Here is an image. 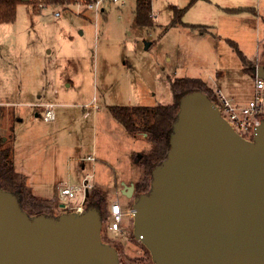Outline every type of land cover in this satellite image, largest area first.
Returning a JSON list of instances; mask_svg holds the SVG:
<instances>
[{"label": "rangeland", "instance_id": "obj_1", "mask_svg": "<svg viewBox=\"0 0 264 264\" xmlns=\"http://www.w3.org/2000/svg\"><path fill=\"white\" fill-rule=\"evenodd\" d=\"M135 8L136 0H106L99 13L75 6L36 14L29 4L19 5L15 22L0 24V131L14 137L16 171H32V186L47 192L54 188L49 183L67 179L70 169L78 180L77 158L93 154L98 162L94 170L87 162V173L96 174L97 185L91 190L99 189L108 206L119 201L125 214L123 234L108 230L110 215L102 221V244L116 249L119 264H155L150 250L134 236L135 195L126 200L120 194L122 179L143 182L137 162L152 145L147 140L141 146L140 137L114 122L109 108L171 105L172 83L186 78L211 84L213 95L223 90L237 103H248L256 83L252 65L264 67V0H152L150 26L137 24ZM234 8H253L261 17L225 11ZM175 9L185 10L186 25L203 26L204 32L180 25L167 28ZM258 46L259 61L249 62L257 59ZM48 103L54 104L56 123L43 120L41 104ZM86 103L92 106L83 118L81 105ZM34 162L50 169L37 172ZM44 180L49 185H42ZM151 186L152 180L149 192ZM82 197L79 193L69 199L66 213H74ZM48 206L51 212L40 216L66 214L56 203Z\"/></svg>", "mask_w": 264, "mask_h": 264}, {"label": "water", "instance_id": "obj_2", "mask_svg": "<svg viewBox=\"0 0 264 264\" xmlns=\"http://www.w3.org/2000/svg\"><path fill=\"white\" fill-rule=\"evenodd\" d=\"M253 74L264 80V67ZM170 145L132 208L155 264H264V122L248 142L195 92L180 101ZM122 187L133 198L134 183ZM101 228L94 208L30 218L0 189V264H119Z\"/></svg>", "mask_w": 264, "mask_h": 264}, {"label": "trees", "instance_id": "obj_3", "mask_svg": "<svg viewBox=\"0 0 264 264\" xmlns=\"http://www.w3.org/2000/svg\"><path fill=\"white\" fill-rule=\"evenodd\" d=\"M94 0H0V24L14 23L17 17L18 6L29 4L36 14L49 7L69 10L75 6L87 7ZM229 14L252 13L257 16L253 8L225 9ZM152 0H136V22L140 26H150L153 24ZM185 10L175 9V16L167 28L185 26L191 29L203 31V26L186 25L183 22ZM204 32V31H203ZM243 59V54L239 51L234 41H227ZM244 60V59H243ZM173 103L171 105H157L155 107L135 106L109 108L112 116L121 123L129 135L144 134L152 145L149 154L138 158V164L143 171V182L136 185L135 198L147 194L152 180L153 170L162 164L167 158L171 148L170 140L173 134V127L178 119L181 99L191 93L201 92L209 98L213 97L212 89L205 81L199 79H178L172 83ZM0 108V122L3 117ZM1 130V129H0ZM14 137L4 136L0 131V189L15 195L24 212L29 216H40L45 210L51 212L48 201L39 199L31 194L27 178L18 173L14 165ZM85 205L88 209H96L102 218L110 215L107 198L99 189H93L85 198ZM49 212V213H50ZM53 215V214H52ZM111 218V216H110Z\"/></svg>", "mask_w": 264, "mask_h": 264}, {"label": "built area", "instance_id": "obj_4", "mask_svg": "<svg viewBox=\"0 0 264 264\" xmlns=\"http://www.w3.org/2000/svg\"><path fill=\"white\" fill-rule=\"evenodd\" d=\"M106 0H94L91 2L87 9L95 10L98 13L102 8V4ZM114 3H117L118 0H111ZM56 17L60 16L59 12H56ZM264 80L256 77L255 91L253 99L248 103L240 104L237 103L234 99H230L224 95L222 91H217L214 93L213 97L210 100L218 109L220 116L226 123L239 135L242 139L253 142L257 129L264 122ZM45 109L43 120L45 122H53L56 118L54 112V104L48 103L42 105ZM87 161H96L95 157H88ZM92 176H88L87 179L83 181L80 185L64 184L58 187L59 198L61 203L64 204V208L68 203L69 199L75 198L79 193L83 195L81 200V205L76 209L74 213H83L85 207V198L86 192L91 190L93 186L89 183V179ZM111 222L108 226V230L111 232H121V223L123 221L124 210L122 204L119 201L113 202L109 208ZM131 214L132 211H131Z\"/></svg>", "mask_w": 264, "mask_h": 264}, {"label": "crops", "instance_id": "obj_5", "mask_svg": "<svg viewBox=\"0 0 264 264\" xmlns=\"http://www.w3.org/2000/svg\"><path fill=\"white\" fill-rule=\"evenodd\" d=\"M257 16H259V17H261L258 13H257ZM260 22V21H259ZM208 31V30H207ZM260 46H258V57H257V59L256 60H249V62H254V61H259V59H260ZM243 54V53H242ZM243 57H244V62L245 61H247V60H245V56L243 55ZM254 59V58H253ZM253 67H254V65H252ZM252 67V68H253ZM208 84V83H207ZM211 88H214L211 84H208ZM219 89H221V88H219ZM214 90H216V89H214ZM222 90V89H221ZM223 91V90H222ZM235 100V99H234ZM236 101V100H235ZM247 103V102H246ZM240 104H245V103H240ZM41 105H43V104H41ZM82 106V110H83V112H84V117L83 118H87L88 116V113H87V111H86V109L87 108H89V107H91L92 105L91 104H89V103H86V104H84V105H81ZM94 108V110L96 109V111H99L100 109L98 108V106H94L93 107ZM37 116H38V114H37ZM96 116L94 115V121H93V123L95 124L96 122H97V119L95 118ZM57 117L55 118V120L53 121L54 123H56L57 122ZM111 120V119H110ZM112 120H114V119H112ZM112 120H111V122H112ZM96 121V122H95ZM106 121H107V118H106ZM114 122H118L116 119H115V121ZM140 135H142V136H140ZM136 136H138V138L140 137V140H141V142H138V143H140L141 144V146L143 145V143H145L146 141H147V136L146 135H144V134H137ZM142 138V139H141ZM137 153V152H136ZM136 153H134V156L133 157H135V155H136ZM93 156V154L91 155V154H89V155H87L86 157H79V158H77L79 161H80V165H79V168L77 167V177H78V180H76V178H73V174H72V170L70 169L68 172L69 173H67V179H63V180H58V179H54L53 180V182H51V183H49V182H47V180H49V179H47V180H44L43 181V183H42V185H45V184H50V185H53L54 186V188H53V191H49V192H47V191H45L44 190V187H41V185L39 186V187H37L36 188V186L35 185H33L32 186V183H30V180H31V172L32 171H29V172H27L24 168H22V167H18V170H19V173L20 174H22V175H24L26 178H27V184H28V186H29V188H30V190L32 191V193H33V195L34 196H36V197H38L39 199H43V200H46V201H48V202H51V203H56V204H58V206H59V208L61 209V213H66V211L64 210L65 208H64V204L63 203H61V200H60V198H59V193H58V187H60L61 185H64V184H72V185H80L81 183H83V181L85 180V179H87L88 178V176H92L90 179H89V183L92 185V186H96L97 185V183L95 184V182H94V180L95 179H97V176H96V174H94V173H87V169H88V163L87 162H91L92 163V167H93V169L92 170H94V168H96L94 165L95 164H97V162H98V160L96 159V161H94V162H92V161H87V158L88 157H92ZM40 157L38 156L36 159H39ZM73 159V158H72ZM46 162V161H45ZM96 162V163H95ZM48 166V168L50 169V167H49V165L48 164H41L39 167L36 165V163L34 162V169H35V171H37V172H39L40 170H43L44 168H46ZM34 173V172H33ZM130 180H135L134 178L132 179H128V180H125V179H122L121 180V182L120 183H122V182H124V183H126V184H128V183H132L133 181H130ZM72 181H80L79 183H77V184H75V183H72ZM48 184V185H49ZM121 186H122V184H121ZM91 190H89V192H90Z\"/></svg>", "mask_w": 264, "mask_h": 264}, {"label": "flooded vegetation", "instance_id": "obj_6", "mask_svg": "<svg viewBox=\"0 0 264 264\" xmlns=\"http://www.w3.org/2000/svg\"><path fill=\"white\" fill-rule=\"evenodd\" d=\"M252 69L254 70V67H253ZM253 70H252V73H253ZM134 185H135V190H136V183H135ZM122 190H123V188H122ZM122 190H121L120 194H121L122 196H124L123 199H126V200L132 199V198H127L125 195H123ZM134 194H135V192H134ZM133 197H134V195H133Z\"/></svg>", "mask_w": 264, "mask_h": 264}]
</instances>
